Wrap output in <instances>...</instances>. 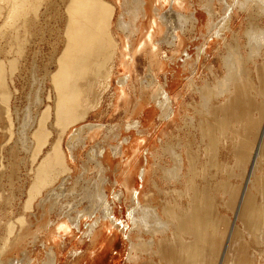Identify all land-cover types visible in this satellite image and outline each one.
Masks as SVG:
<instances>
[{
    "label": "rangeland",
    "instance_id": "374dc122",
    "mask_svg": "<svg viewBox=\"0 0 264 264\" xmlns=\"http://www.w3.org/2000/svg\"><path fill=\"white\" fill-rule=\"evenodd\" d=\"M109 1L115 7L112 28L114 37L119 42L120 38L125 40L120 29L116 28L120 18H127L124 11L129 12L135 4L143 7L147 1ZM174 1L176 0L149 2L150 9L155 7L158 13L164 15L163 21H158L159 32L154 37L156 40L154 45L168 57L161 58L163 68L158 69V64L149 65L147 48L140 47L144 34L136 36L132 48L135 52L130 73L118 54L113 62L111 83L102 94L100 108L69 127L61 139V146L68 156L70 169L67 173L59 169L55 171L52 175L55 178L51 180L54 185L50 182L43 186L29 205L26 203L32 195L28 191L33 183L36 161L51 147L48 143L34 161L30 160L36 148L32 134L37 129V121L45 104L50 103L45 99L46 93L52 88L49 75L55 69L56 58L64 45L63 29L66 23L67 0H33L32 5L35 8L29 13L31 28L25 32L19 31L16 39L9 42L0 38V46L6 50L1 57L13 58L16 61L12 71L5 61L6 77L11 71L14 84V92L11 85L9 86L10 115L13 120L11 142L7 133L8 122L2 112L3 104L0 103V233L3 231L5 233L0 235V244L4 242L1 239L4 235L8 242L17 234L23 237L20 240L23 242L21 244L19 241L18 248L11 250L12 252L7 251L4 263H16L18 259L23 264H41L47 257V249L41 246L40 237L33 241L32 236L37 226L44 221L72 218L82 212L83 229L84 222L89 220L91 214L98 215V206L95 209L93 206L100 203L96 201L100 200L102 193L113 207L114 217V226L108 223L104 235L108 237L111 230H114L117 237L106 250L105 256L101 255L100 260L97 259L100 261L99 264L103 262L129 264L126 260L129 247L127 236L132 229L131 210L134 214L138 210L135 206L136 200L140 205L156 206L157 212L162 216L163 210L173 207L185 210L190 203L203 204L208 200L210 219L205 229L208 236L214 235L215 264H264V217L259 214L254 219H244L239 218L237 212L241 195L243 191L244 194L247 192L244 185L251 173L250 163L253 156L251 150L247 163L241 167L240 150L245 146L255 145L264 135V41H256L249 45L244 31L249 25L264 28V16L246 17L244 13L237 12L233 16L229 30L222 31L218 38L208 37L206 29L203 28V32H200L199 27L203 24L210 29H217L222 21L224 4L218 0H211L207 7H204L202 4L207 0H184V7L179 8L174 6ZM176 10L187 16L185 22L181 20L180 23L176 20ZM190 13L201 17L194 29L188 18ZM4 19L5 14L2 13L0 31L7 29L3 26ZM147 20L142 19L143 31L147 28ZM176 33H179L181 43L175 53V43H171L169 36ZM200 48H204L206 53H200ZM234 50L245 56L239 70H237L239 67L227 65L232 67L233 75L240 78L238 84H235V92H238L236 106L244 115H236L227 106L222 105L231 84L220 82L226 69L221 56L225 57ZM124 52L129 50L124 49ZM248 53L249 58H246ZM172 56L175 58H171ZM183 62L188 63L186 69ZM121 78L128 84L126 91L130 97V104L134 102V96H140L143 100L151 101L150 105L154 108V113L148 121L152 123V128L146 134L133 129L132 139L129 141L128 131L122 125L129 122L132 116L129 114L130 111H124L120 106L118 81ZM189 79L193 80L192 84H187ZM101 85L98 86V90ZM155 101L163 104L158 107ZM170 105L174 108L175 116L160 119L161 110ZM134 117L136 119L137 115ZM22 121L26 124L25 132L18 134V127ZM88 124H98L99 128L88 130L85 128L87 126H84ZM80 126H84L81 132L82 142L75 141L73 146H69L71 138L69 132ZM121 128L122 135L119 136ZM54 137L55 135L51 136L49 141L51 142ZM121 144L128 146L126 151L123 146L124 153L112 155L111 151H108L110 162L107 160L101 162L98 156L99 149L109 150L110 147ZM138 147L141 160L139 168L143 167L144 156L147 155L151 168L150 177L144 185L138 181L136 190L129 196L123 186L122 171L127 161L137 158L135 151ZM175 152L178 153L179 162ZM98 161L102 163V170L98 166ZM176 169L179 176L174 180L169 177V173H174ZM259 172L264 173V139ZM134 176L139 180L138 173ZM192 185L198 189V194L193 195L189 189ZM248 185L249 182L247 187ZM254 201L259 203V197ZM262 208L264 211V207ZM12 221L14 223H10ZM9 223L13 224L12 233H9L8 226H5ZM23 224L26 227L25 225L23 227ZM142 238L151 237L150 234L144 233ZM160 238L159 234L154 236L155 248L159 246L171 249L170 244L162 242L159 245ZM76 241L77 236L72 237L69 234L65 236L64 244L62 243L59 248L60 264H69L72 261L70 253L72 248L78 249L77 252L85 249L86 244ZM101 247L102 244L96 250H91L94 251L91 255L100 252ZM35 254L38 257L37 261L33 259ZM143 255L145 260L139 259L135 264H146L147 261L152 264H163V260L157 255L145 252ZM113 256H119L115 259L116 262L112 260ZM27 257L31 260L27 261Z\"/></svg>",
    "mask_w": 264,
    "mask_h": 264
},
{
    "label": "bare ground",
    "instance_id": "6f19581e",
    "mask_svg": "<svg viewBox=\"0 0 264 264\" xmlns=\"http://www.w3.org/2000/svg\"><path fill=\"white\" fill-rule=\"evenodd\" d=\"M145 1L147 2L143 7L135 4L129 12H127V10L124 11L127 18H120L116 28L120 29L125 37V40L120 38V41L117 42L112 28V18L115 7L109 0H67L65 5L66 23L63 29L64 45L59 56L56 58V67L49 75V81L52 88L46 93L45 99L50 103L45 104V108L41 111L40 117L37 121V129L32 134L36 148L33 155H31L32 159L30 160L34 161L39 152H41L42 148L48 143L51 147L36 161V166L33 169V183L28 191L29 194L32 193V195L27 201V205L33 201L32 198H36L35 196L43 186L50 184L51 180L55 178L54 176L52 177L55 171L60 170L61 172L63 171L67 173L70 169L67 160L68 156L61 146V139L64 133L68 131L69 127L77 121H82V119L90 112L97 111L100 108L102 103V94H104V91L107 90V87H109V84L111 83L112 68L114 66L113 62L118 57V54L123 59V63L127 67L128 73L131 72L135 52V49L132 48L135 44L136 36L138 37L140 34L145 35L144 39L140 42V47H143L142 49L147 48L146 54L149 55V65L154 66L155 64H158V69L163 68L161 58L168 57L160 52L158 46L154 45L156 42L154 37L156 33L159 32L158 21H163L164 15H162V13H158L157 8L155 7L151 9L149 8L150 0ZM160 1L162 0H158V2ZM218 1H221L224 4V13L222 21L217 26V29H210L209 26L208 28L207 25L203 26V24L199 27L200 32H203V28L206 29L208 37L215 36L218 38L222 31L229 30L233 16L237 12L244 13L246 17L254 15L256 17L260 15L264 16V0H230L229 2L227 0ZM184 2V0H176L173 3L174 6L183 8ZM209 2H211V0H207L202 5L207 7ZM32 4L33 0H0V15L2 13L5 14L3 26L8 29L0 31V38L9 42L12 39H16L19 31L25 32L31 28V18L29 17V13L35 8ZM145 18L148 19L147 28L143 31L142 19ZM175 18L181 23V20L185 22L187 16L176 10ZM188 18L194 29L198 26L199 18L201 17L197 14L193 15V13H190ZM244 35L246 36L249 45L256 43V41H264V28L249 25L248 28L245 29ZM169 38L172 44L173 42L175 43L174 46L176 50L175 48L174 50L176 53L180 47L181 37L179 33H176V35L171 34ZM7 46L9 47V45ZM2 47L0 46V103L3 104V109H1L8 122L7 125L9 127L7 129V133L9 134L8 139H10L13 135V120L10 115L11 107L9 104V96L11 95V91L9 86L11 85L14 92L11 71L15 68L16 61L13 58L6 59V57H1V54L6 51H4ZM124 49L129 50V52H124ZM125 53L128 55H124ZM200 53L205 54L206 50L204 48H200ZM249 54L250 53L247 54L246 58H249ZM230 57L232 58L230 59ZM171 58L175 57L172 56ZM244 59L245 56L235 50L228 53L225 57L221 56L222 63L226 69L225 74L220 79V82L223 84H231L228 96L222 105L227 106L236 115H244L239 112L236 106L238 92H235V84H238L240 78L239 76H234L232 73V67H227V65L239 67L241 63H243ZM5 61H7V66L9 67V70H11L8 77H6L5 74ZM187 66L188 63L183 62V67L185 69ZM10 67L12 69H10ZM239 69L240 67L237 70ZM118 82L120 86V106H122L124 111H130L129 114L132 116V119L129 122L122 125L126 128V131H128L129 135L127 138L129 141L132 139L131 136L133 129L137 130V132H141V134H146L147 131L152 128V123H148V121L154 113V108L150 105L151 101L143 100L140 96H134L135 100L132 104H130V97L126 91V86L128 87L126 80L121 78ZM192 83V79H189L187 82V84ZM100 84L102 85L100 90H98V86H100ZM155 104L159 107L163 103L155 101ZM134 115H137L136 119H134ZM173 116H175V112L171 105L161 110L160 119L165 120L169 117L172 118ZM25 126V122L22 121L20 127H18V134H24ZM84 126H87L85 128L88 130H97V128H99L98 124H88ZM84 126L77 127L72 132H69L71 133L69 146H73L75 141L79 143L82 142L83 136L81 132L83 131ZM142 129L143 131H141ZM218 131L221 132L219 129ZM54 135L55 137L50 142L49 138ZM118 135H122V128ZM263 139L264 135L257 140L255 145H250V147L245 146L244 149L241 148L240 150L239 162L241 167H244L247 163L251 150L253 151V156L250 163L251 173L244 185V187L247 188V192L244 194L243 191L237 206L239 218L254 219L259 214H262V217H264V211H262V207H264V173L259 172ZM123 146L124 144L112 146L109 150L99 149L98 156L101 158V162L106 160L110 162L108 151H111L112 155L124 153L122 149ZM124 147L126 151L128 146L126 145ZM145 149L148 151L147 148ZM135 153L137 158L135 160L127 161L125 169L122 171L123 186L125 192L127 195L129 194V196H131V194H133L136 190V184L138 181L141 182V185H144L145 181L150 177L151 171L148 156H144L145 162L143 167L139 168L141 165V160L138 154L139 147L136 149ZM151 156L152 152L150 151L149 157ZM175 156L178 158L179 162L177 152H175ZM101 162L98 161V166L102 170L103 166ZM177 170L178 169H176L174 173H169V177L171 179L175 180L178 178L179 175L177 174ZM137 173L140 176L139 180L134 176ZM250 177H252L251 180ZM52 182L51 185L53 184ZM248 182L249 185L247 187ZM153 186L156 187L155 185ZM189 189L192 191L193 195L198 194V189L194 185L190 186ZM256 197H259V203L254 201ZM137 198H139L138 195ZM99 199L100 200H97L96 202L100 203L93 206V209L98 206V215L91 214L88 217L89 220L87 222L83 221V229H81L82 212H80V214H76L72 218L66 217V219L44 221L37 226V230L32 236L33 241L36 240V237H40L42 241L41 246L46 247L47 249V257L41 264H60L61 255L59 254V248L63 243V239L68 234L72 237L77 236L76 242L86 244L85 249L82 251L77 252L78 249L76 250L72 248L70 251L72 261L69 262V264L100 263L97 259L100 260L101 255L105 256V252H107L106 250L111 247L113 240L117 237V233L114 230H111L110 236L106 237L104 235L106 229H108V223H111L112 225L114 223L113 207L108 203L107 197L104 194L101 193ZM39 200H41V198ZM5 203L7 202H4V204ZM135 206L138 210L135 214L133 213V210H131L130 220L132 223V229L128 232L129 234L127 236L129 247L127 250L126 260L129 264H135V262L139 259H143L144 261L145 256L143 255V252L157 255L160 260H163V264H215L216 247L213 243L214 235L211 234L208 236L205 229L207 222L210 219V204L208 200H205L203 204L190 203L185 210L182 208L176 209L175 207H173V209L169 208L167 210H163V216L157 212L156 206L152 207L147 204L140 205L138 200H136ZM3 211L4 210H2V213ZM7 213L5 212V214ZM9 216L11 217V215ZM9 220L10 218L8 221ZM10 223H14V221ZM10 223L5 226H8V232L12 233L13 224ZM24 225L25 224H23V227ZM134 232L135 234H133ZM1 233L0 235L2 236L4 231L2 234ZM19 233H21V230ZM144 233L150 234L151 238H142V234ZM157 234L161 236L158 241L159 245L164 242V244H170L171 249H168L167 247L161 248L159 246H156L155 248L154 236ZM8 235L9 234H7V236ZM1 239L4 242L0 244V264H6L3 261L4 257L7 256L6 253L18 248V243L21 239H23V237L18 236L17 234V236L15 235L13 239L10 238L11 240L9 242L5 235ZM101 244L102 247L100 248V252H96L91 255V252H94L91 250H96V248L100 247ZM10 254L11 253H9V255ZM36 255L37 254L33 255V259L35 261L38 260ZM94 255L97 257H94ZM118 257L113 256L112 260L116 262L117 260L115 261V259H118ZM30 260L31 258L27 257V261ZM102 260L104 259L102 258ZM15 264L23 263L17 259ZM146 264L152 263L147 261Z\"/></svg>",
    "mask_w": 264,
    "mask_h": 264
}]
</instances>
